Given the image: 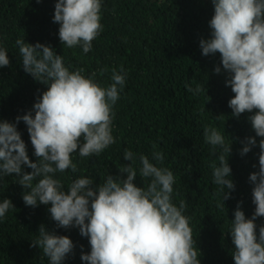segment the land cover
<instances>
[{
  "label": "clouds",
  "instance_id": "9594fccd",
  "mask_svg": "<svg viewBox=\"0 0 264 264\" xmlns=\"http://www.w3.org/2000/svg\"><path fill=\"white\" fill-rule=\"evenodd\" d=\"M211 4L209 35L199 38L201 55L219 54L212 72L223 74L225 86L234 94L228 100L230 115L238 119L247 113L255 133L243 139L231 137L227 143L216 127H203L204 141L216 157L209 162L218 186L213 196L217 208L227 210L225 202L236 188L228 162L233 141L239 139L241 157L258 147V164L252 165L257 170L248 176L254 211L246 216L243 201H238L228 234L234 264H264V223H256L264 218V0H211ZM101 19L102 0H55L52 20L59 26L63 48L79 46L83 53L90 52L103 31ZM15 46L23 71L45 86L43 91L37 89L32 107L14 121L0 118V181L15 176L23 189L24 205L48 206L55 224L49 229L41 223L30 246L42 251L48 264H64L75 255L76 245L56 229L76 228L90 246V251H84L80 245L84 264H201L202 253L185 214L186 202H174L176 178L164 166L165 156L155 150V144L151 158L139 155L138 168L137 157L125 149L123 158L128 163L117 168V174H107L103 183L81 175L66 186L57 175L78 172L73 153L81 158L99 156L116 143L113 109L126 84L123 66L111 69V83L104 86L96 72L86 75L83 68L66 65L50 43H31L24 36L16 39ZM10 64L8 50L0 46V68ZM185 87L194 96L205 90L207 94L205 84L186 83ZM21 121L35 160L18 130ZM137 175L147 184L138 186ZM12 208L10 198L0 200V220Z\"/></svg>",
  "mask_w": 264,
  "mask_h": 264
},
{
  "label": "trees",
  "instance_id": "16d2710c",
  "mask_svg": "<svg viewBox=\"0 0 264 264\" xmlns=\"http://www.w3.org/2000/svg\"><path fill=\"white\" fill-rule=\"evenodd\" d=\"M55 0H0V46L8 50L11 64L0 68V118L14 121L17 115L30 109L37 89L45 86L23 71L15 41L24 37L28 42L50 43L62 54L66 65L83 68L84 74L97 73L104 86L111 83V69L122 65L127 71L126 84L114 106L112 134L116 143L99 156L81 158L73 153L78 172L58 173L67 186L77 176L87 175L94 183H103L107 174H117L124 160L125 149L137 157L151 158L153 144L163 152L164 166L175 175L173 200L186 202L193 238L202 255L201 264H234L231 236L228 234L233 210L238 201L246 216H251L252 203L248 181L252 165L258 164V147L241 157L239 139L254 135L247 113L238 119L232 117L228 100L234 95L224 83V75L212 69L219 63L215 57L201 55L199 38L209 35L208 20L213 14L211 0H102L103 31L92 42V50L83 53L79 46L66 48L58 38V24L53 23ZM107 68L108 71H101ZM204 85L207 89L198 95L187 91L185 84ZM223 113V114H221ZM221 114V115H220ZM220 115L219 117H217ZM216 127L232 143L229 164L236 184L227 208L218 209L213 194L218 186L213 182L209 162L216 157L205 143L203 127ZM22 133L31 159L33 148L26 126L21 121ZM260 138L257 137V140ZM30 171V169H25ZM126 175V174H125ZM15 176L0 181V200L8 197L15 208L0 220V264H48L31 240L38 235L44 223L49 229L55 224L47 211L48 206L27 207L22 200V187ZM135 183L147 181L137 175ZM256 223H264L258 218ZM58 234L69 235L76 245L75 255L64 264H84L80 259V245L90 251L87 238L78 229H56Z\"/></svg>",
  "mask_w": 264,
  "mask_h": 264
}]
</instances>
